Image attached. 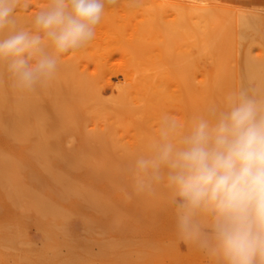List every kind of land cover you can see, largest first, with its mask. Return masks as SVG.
<instances>
[{
	"label": "rangeland",
	"instance_id": "obj_1",
	"mask_svg": "<svg viewBox=\"0 0 264 264\" xmlns=\"http://www.w3.org/2000/svg\"><path fill=\"white\" fill-rule=\"evenodd\" d=\"M28 3L17 30L49 0ZM253 83L264 0H120L45 87L14 89L2 65L0 264H211L178 239L167 188L137 194L130 168L165 115L187 127Z\"/></svg>",
	"mask_w": 264,
	"mask_h": 264
},
{
	"label": "clouds",
	"instance_id": "obj_2",
	"mask_svg": "<svg viewBox=\"0 0 264 264\" xmlns=\"http://www.w3.org/2000/svg\"><path fill=\"white\" fill-rule=\"evenodd\" d=\"M119 2L49 0L32 29L17 30V10H27L28 0H0V33L8 32L0 65L12 87H45L63 55L87 47L105 9ZM130 171L137 194L167 188L178 239L211 264H264V84L210 101L187 127L165 115L158 139Z\"/></svg>",
	"mask_w": 264,
	"mask_h": 264
},
{
	"label": "bare ground",
	"instance_id": "obj_3",
	"mask_svg": "<svg viewBox=\"0 0 264 264\" xmlns=\"http://www.w3.org/2000/svg\"><path fill=\"white\" fill-rule=\"evenodd\" d=\"M2 37H3V36H2ZM1 66H2V65H0V67H1ZM56 73H57V72H56ZM52 80L55 81V77H54ZM34 194H35V193H34ZM34 197H37V196L34 195ZM16 198H17V197H16ZM29 199H30V198H29ZM19 200H20V199H19ZM28 201H29V200H28ZM15 203H16V202H15ZM29 203H30V205H34V206L39 205V204H36V205H35V204H31L32 202H29ZM34 203H36V200H34ZM42 205H43V204H42ZM42 205H40V206H42ZM31 207H33V206H31ZM37 207L39 208V206H36V207H34V209H35V210H41L42 208H45V207H40L41 209H40V208L38 209ZM42 210H43V209H42Z\"/></svg>",
	"mask_w": 264,
	"mask_h": 264
}]
</instances>
